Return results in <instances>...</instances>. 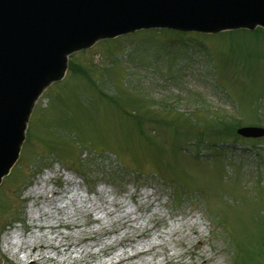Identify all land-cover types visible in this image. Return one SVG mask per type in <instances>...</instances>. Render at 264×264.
I'll return each mask as SVG.
<instances>
[{
  "label": "rangeland",
  "instance_id": "rangeland-1",
  "mask_svg": "<svg viewBox=\"0 0 264 264\" xmlns=\"http://www.w3.org/2000/svg\"><path fill=\"white\" fill-rule=\"evenodd\" d=\"M173 34L139 32L76 53L72 60L91 69L96 84L68 71L39 99L30 141L0 187V264H109L120 250L126 252L120 264H233L236 247L217 223L225 217L228 232L252 258L246 264H264L258 258L263 255L258 224H264L253 218L264 210V162L257 155L264 159V142L252 147L254 140L218 137V146L232 144L220 150L231 149L228 168L224 153L223 163L220 155L194 160L180 145L188 128L207 142L204 120H215L206 115L245 124L260 116L257 125L264 127V36L204 39L210 50L198 56L211 73L191 55L186 60L168 53L164 65L155 60L157 47L180 44L171 40ZM181 58L182 78H166L171 76L163 73L166 66ZM192 103L211 111L195 115ZM174 111L194 116L178 118ZM137 114L145 118L141 125ZM83 159L94 162L86 168L88 181L74 170ZM40 162H48L41 172ZM30 167L39 175L24 184ZM133 170L145 173L143 180ZM156 171L159 175L150 174ZM161 177H173L174 187ZM36 188L42 193L35 194ZM194 188L190 199L187 192ZM14 232L21 235L19 246L7 241ZM112 239L118 240L97 251ZM59 244L72 247L54 250ZM14 248L24 250L28 260L20 261ZM141 248L148 251L123 263Z\"/></svg>",
  "mask_w": 264,
  "mask_h": 264
},
{
  "label": "water",
  "instance_id": "water-1",
  "mask_svg": "<svg viewBox=\"0 0 264 264\" xmlns=\"http://www.w3.org/2000/svg\"><path fill=\"white\" fill-rule=\"evenodd\" d=\"M264 28V0H0V182L19 157L35 102L68 55L140 29L216 34ZM264 136L263 128L238 130Z\"/></svg>",
  "mask_w": 264,
  "mask_h": 264
},
{
  "label": "trees",
  "instance_id": "trees-1",
  "mask_svg": "<svg viewBox=\"0 0 264 264\" xmlns=\"http://www.w3.org/2000/svg\"><path fill=\"white\" fill-rule=\"evenodd\" d=\"M260 33H263V32L261 30H259L258 32H256V34H260ZM230 34H233V33H230ZM178 43H180V44L177 45V46H172V48H168V49H166V47L164 45H161L160 48L157 47L158 48V51L157 50L156 51L158 52V55H159L158 61L159 60H162V63L164 65L168 61L167 58L170 57V56L167 57L168 53L180 54L182 56L184 55V57H185L186 54H188L189 52L193 51V48L195 50H200V51L202 50V51H204V48L202 46H200L199 44H197V41L196 40H185V41H181V42H178ZM182 64H183V58L176 59V63L174 64V66L170 68L167 65L166 68H165V70L163 71V73H167V74L174 75V73H176V72L177 73L183 72L180 69V66H182ZM72 68H73L74 71H76V70L79 69V67L76 66V65H73ZM218 124H220L218 127L220 128L221 135H229L228 132H231V134L233 133L232 128L231 129H227L226 128V122L225 123H222V124L221 123H218ZM221 125H223V126H221ZM214 127H215L214 125H211V124L208 125V129L211 130L212 132H215V131L212 130ZM218 135H220V134L218 133ZM203 146L206 147L207 149H209V146L208 145L207 146L203 145ZM93 163L94 162L91 161L90 159L80 160L79 161L80 168L82 169L81 171L83 172L84 176H86V178L88 177V174H89V173L87 174V171H86L87 169L86 168H88L90 166H93ZM42 166H43V163H40L38 165V167H37L38 170H40L42 168ZM27 180L28 179H26V181ZM179 198L180 197L178 196V200H179ZM176 200H177V197H176ZM263 216H264V213H262V214L261 213L256 214L255 221H256L257 224H258V221L259 222H262L263 221V224H264V219L262 220ZM258 226H259V229L262 232V241H261V243L258 244V246H259L260 252L263 253V255H264V226L259 225V224H258ZM232 240H233V242L235 244V247L237 249V251L235 249L231 253V258H232L233 264H246V261H248V262L251 263V261L249 260V258L250 259H252V258L250 256L248 258L245 255V249L241 245H239V244H237L235 242L234 237L232 238ZM235 252H236V254H235ZM261 256L262 255H259V257H261ZM259 259H261V258H259Z\"/></svg>",
  "mask_w": 264,
  "mask_h": 264
},
{
  "label": "bare ground",
  "instance_id": "bare-ground-1",
  "mask_svg": "<svg viewBox=\"0 0 264 264\" xmlns=\"http://www.w3.org/2000/svg\"><path fill=\"white\" fill-rule=\"evenodd\" d=\"M35 194H40L42 193V191H40V189H35L34 190ZM66 192L69 193L68 189L66 188L64 191V195L61 196V199H63L66 196ZM44 193V191H43ZM38 238V237H37ZM118 239H112L110 242H106L103 244H100V247L98 250H103L104 246H110L111 244H113L114 242H116ZM8 242H13L15 245L19 246L21 244V235L17 232H14L9 239H7ZM30 244V243H29ZM72 247V245L70 244H59L58 246L54 247V250L56 251H61V250H68ZM97 250V251H98ZM148 251V248H141L139 250L136 251V253L134 255H129L127 258L123 259V263L129 262L130 260H134L135 258L144 255L146 252ZM125 251L120 250L117 254L114 255V258L116 259L115 262H111L109 264H120V260L119 257L124 256L125 255ZM207 260H204V263H206Z\"/></svg>",
  "mask_w": 264,
  "mask_h": 264
}]
</instances>
